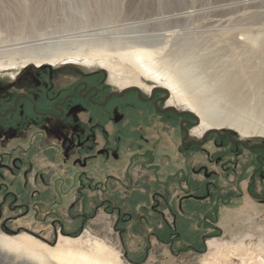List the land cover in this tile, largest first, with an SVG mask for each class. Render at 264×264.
I'll return each mask as SVG.
<instances>
[{
    "label": "rangeland",
    "instance_id": "1",
    "mask_svg": "<svg viewBox=\"0 0 264 264\" xmlns=\"http://www.w3.org/2000/svg\"><path fill=\"white\" fill-rule=\"evenodd\" d=\"M21 1L29 8L37 2ZM57 1L48 14L0 22V86L30 92L51 113L83 83L100 89L99 103L128 87L141 95L129 91L105 106L78 96L63 119L32 115L0 132V163L15 168L18 204L27 205L0 219V250L12 247L0 264H61L51 256L59 244L86 252L101 244L120 264H264L259 152L227 142L220 149L216 134L188 147L178 122L162 112L173 106L197 115L202 100L212 104L220 134L264 145V88L250 81L264 71V34L252 33L243 45L237 33L264 27V0H191L203 6L196 17L156 25ZM188 42L195 50L181 52ZM142 44L151 51L146 66L132 56ZM54 55L72 58L43 61ZM230 73L247 82L240 96L225 92L222 77ZM155 87L170 99L159 91L144 101ZM209 129L194 126L189 139L201 143ZM10 216L19 219L5 228Z\"/></svg>",
    "mask_w": 264,
    "mask_h": 264
},
{
    "label": "bare ground",
    "instance_id": "2",
    "mask_svg": "<svg viewBox=\"0 0 264 264\" xmlns=\"http://www.w3.org/2000/svg\"><path fill=\"white\" fill-rule=\"evenodd\" d=\"M10 1L0 0V7L2 6V9L0 10V22L2 21L3 24H9L10 21L12 20L16 21V19L20 21L25 18H31V17L35 18L41 14L44 15L45 13L48 14L49 13L48 11L54 8L55 1L57 0H36L37 2H35V5L31 6L30 8L27 7L25 3L22 2L21 0H12L11 2ZM80 1H83V3L85 2L86 6L88 5V8H91L93 10L91 13H93V15H96L97 17L101 18L103 16V18L108 17L124 22L132 21L133 23H142V24L146 23L148 25L149 24L156 25L162 21L163 22L170 21L169 22L170 24L171 22L178 24L179 22L185 21L188 18L196 17L194 15H196V13L201 10V7H203L200 3H197V1H191V0L190 3L179 5V7L172 6V4L176 2V0H127L128 2L126 5H124L125 0H80ZM57 2L56 3L59 5V3H61V0ZM117 23L118 22H116V24ZM214 24L216 23L212 22L207 24L206 26L210 27ZM158 28L159 27H157V29ZM256 32L259 34H264V27L249 26L244 28L243 30H240L239 32H237L239 33V36H241L238 39L239 42L243 45L246 44L248 41H250V36L252 35V33H256ZM188 44L190 45H184L181 48H179V50H181V52L185 51L187 53L193 52L195 50L196 44L191 42H188ZM147 49L148 48L145 49V46L143 45V47L135 49V53H133L132 56H135V59L139 61L142 60V63L144 65L145 61L143 62V59L146 56L148 57L151 52ZM70 58L72 57L69 55H60V56L54 55L53 57L44 58L43 61L46 62L55 61L56 64V62L64 61ZM40 60L34 59L33 61L40 62ZM28 61H26V63H28ZM144 66H146V64ZM153 66L155 65H153L151 61H148L147 68L146 67L145 68L147 70L149 69L150 72L151 70H154ZM158 73L156 72L155 74ZM222 80L225 81L226 93H234L236 96H240L243 94V86L246 85L247 82L239 79L238 75L230 73L222 77ZM250 81L251 83L254 84L257 90L263 89L264 71H256V73L252 75ZM173 85L176 86V89L179 88L174 82ZM197 105L200 106L199 108L200 111H197V115L200 119V125L204 126L207 129L209 128L216 129L218 125L215 124V120H213L211 115L213 110L212 104L210 105L207 102L199 100L197 102ZM9 244L10 243H2L3 249L0 250V261L8 260V256L6 255V253H4V250H8L12 248L11 245ZM70 245L67 247L63 244L62 245L59 244L55 249H51L52 251L51 256L57 261H59L61 264H120L116 259H114L115 257L111 254V252H109L108 248H106V246L104 245L97 244L95 249L91 250L90 252L76 249ZM34 256H36V258L39 259V261L43 262L44 260L43 254L34 252Z\"/></svg>",
    "mask_w": 264,
    "mask_h": 264
},
{
    "label": "flooded vegetation",
    "instance_id": "3",
    "mask_svg": "<svg viewBox=\"0 0 264 264\" xmlns=\"http://www.w3.org/2000/svg\"><path fill=\"white\" fill-rule=\"evenodd\" d=\"M13 89L14 88L11 85H9L8 87L0 86V129H2L0 130V132H11L17 127H20L23 124H27L28 120H31L32 115L41 118L54 117L63 119L65 116V108L67 107L68 102L76 99L78 96L83 100L89 101L93 105L100 106V104H102L97 102V99L99 98L101 93L100 89L97 86L89 85L88 83H83L82 86H76L72 95L66 96L69 97L66 102L65 97L63 102L55 103L54 113L44 110L41 107V101L33 98L30 92L21 91L19 93H16L15 91H13ZM158 92L159 91L154 92L151 97L155 98V94ZM168 112L169 110H166L165 112H163V115H166L173 122H178L179 128L185 134L183 140L187 141L186 145L188 147L193 146V141L189 139L190 136L186 138V131L190 133L191 130L194 129L195 122H192L190 120L192 118L189 116H179L175 113L167 114ZM217 140V146L220 149H225V145L227 142L228 146H233L235 150H239L240 148H242L250 152L258 151V160L261 171H264V147L261 146L262 144H255L250 146L244 144L243 146L239 143H232L230 138L226 136V134H222V136L217 135ZM7 173L10 177H12V181L11 179H9V182L6 180L8 176ZM15 176V168H6L4 164L0 163V219L3 218L6 211L8 213L15 214L16 212H21L25 210V208H27V205L24 203L20 202V204H18V198L15 192ZM20 216H23L22 213L20 214ZM18 219L19 217L16 218L11 216L3 219L4 227L7 228L9 223L14 222V220L16 221Z\"/></svg>",
    "mask_w": 264,
    "mask_h": 264
},
{
    "label": "water",
    "instance_id": "4",
    "mask_svg": "<svg viewBox=\"0 0 264 264\" xmlns=\"http://www.w3.org/2000/svg\"><path fill=\"white\" fill-rule=\"evenodd\" d=\"M129 91H136V92L138 93L139 96L141 95V90H140L139 88H137V87H128V88H125V89H124L121 93H119V94H115V93H113V94L107 96V97L105 98L104 103L100 104V106H104V105H106V104H107L112 98H122V97H123L126 93H128ZM156 91H163V92H165V93L167 94L166 101H168V100L170 99V93H169V91H168L167 89H164V88H161V87H155V88L152 90L151 94L153 95L154 92H156ZM68 98H69V97H66L65 102H66V100H67ZM151 99H152V97H151L150 99H148V100H144V101L148 102V101H150ZM63 104H64V103H63ZM166 110H172L175 114H177V115H179V116H183V115H185V116H189V117H191V118H193V119L196 120V123H195V126H196V127H198V126L200 125V119H199V117H198L197 115H195V114H194L193 112H191V111L177 112V109H176L175 107H167V108L165 109V111H166ZM165 111H162V112H165ZM50 116H53V115H50ZM210 134H217V135H219V136H222V134H220V133L218 132L217 129L213 128V129H210V130H208L207 132H205V134H204V136H203V139H202V142H201V143H199V142H197V141H193L192 143L195 144V145H201V146H202V145H204V144L206 143V138H207L208 135H210ZM189 136H190V133H189L188 131H186V138H188ZM226 136H228V137L230 138V140H231L232 143H239V144H241V145L244 146V143H243L242 141H240V140H238V141H234V140L232 139V136H231L230 134H226ZM261 146L264 147L263 145H261Z\"/></svg>",
    "mask_w": 264,
    "mask_h": 264
},
{
    "label": "trees",
    "instance_id": "5",
    "mask_svg": "<svg viewBox=\"0 0 264 264\" xmlns=\"http://www.w3.org/2000/svg\"><path fill=\"white\" fill-rule=\"evenodd\" d=\"M90 180H92V179H90ZM82 185V184H81ZM85 218V217H84Z\"/></svg>",
    "mask_w": 264,
    "mask_h": 264
}]
</instances>
